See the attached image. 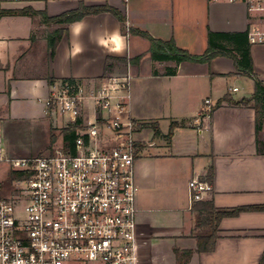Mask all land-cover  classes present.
<instances>
[{
	"label": "crops",
	"instance_id": "crops-1",
	"mask_svg": "<svg viewBox=\"0 0 264 264\" xmlns=\"http://www.w3.org/2000/svg\"><path fill=\"white\" fill-rule=\"evenodd\" d=\"M79 3L1 0L3 9L30 8L37 12L5 13L0 18V125L4 147L11 156L49 152L52 131L60 132L69 122L47 113L53 83L73 79L97 87L108 73L131 74L129 107L137 122L139 146L135 163L139 185L137 264H178L182 251L197 247L190 180H209L212 166L214 176L209 181L214 189L202 200L213 199L219 208L264 204V110L258 134L254 101L223 102L215 107L226 94L240 101L254 93V79L242 73L234 59L218 56L211 63L179 64L154 60L150 40L129 29L174 39L178 47L196 55L208 49L210 33L215 42L232 49L244 38L250 46L254 71L264 80V43L251 44L241 35L232 39L219 36L248 34L257 16L244 0H106L84 3H108L123 11L126 34L111 12L87 15L70 23L50 20L77 8ZM60 31L63 34L52 56L50 40ZM168 67H177V73L167 75ZM242 76L250 79L251 90L236 97L241 88L223 79L232 78L233 82ZM235 87L237 91H233ZM207 99L213 106L209 115ZM182 120L190 122L176 127L170 140L155 136L151 127V123L158 125L166 135L172 121ZM26 130L40 147L36 152L23 150ZM36 132H41L40 143ZM44 138L47 142L43 144ZM219 234L213 252H194L187 264H259L264 253V211L224 218Z\"/></svg>",
	"mask_w": 264,
	"mask_h": 264
},
{
	"label": "built area",
	"instance_id": "built-area-1",
	"mask_svg": "<svg viewBox=\"0 0 264 264\" xmlns=\"http://www.w3.org/2000/svg\"><path fill=\"white\" fill-rule=\"evenodd\" d=\"M244 1L257 16L249 42L264 43V0ZM131 87L129 73H108L97 87L52 84L48 115L69 119L67 126L81 124L73 150L59 144L46 153L11 156L0 125V165L24 174L0 196V264H137L139 146ZM206 104L209 115L211 99ZM189 189L196 202L214 187L195 177Z\"/></svg>",
	"mask_w": 264,
	"mask_h": 264
},
{
	"label": "trees",
	"instance_id": "trees-1",
	"mask_svg": "<svg viewBox=\"0 0 264 264\" xmlns=\"http://www.w3.org/2000/svg\"><path fill=\"white\" fill-rule=\"evenodd\" d=\"M1 3V0H0ZM104 12H111L118 20L122 23V32L127 33L126 27V14L119 10L118 8L105 3L97 5H88L81 1L77 8L67 11L61 15L50 18V20L58 21L61 23H70L82 19L87 15H96ZM5 13H17V14H29L37 13L35 10L26 8L20 10H7L1 8L0 5V18ZM44 18H47V15L43 13ZM132 33L139 34L150 40V52L154 60H171L175 61L177 64L183 61H192V62H207L211 61L218 56H227L235 60L240 71L246 75L251 76L254 81V93L250 98H243L242 100L233 99L230 94H226L224 97L218 100L215 107H220L223 102L229 103H245L248 104L251 101H254L253 107L256 111V127L257 133L259 134L262 129V112L264 110V80H261L257 77L254 68L253 60L250 52V46L245 43L244 38L238 43V45L232 49L223 44L217 43L214 41L213 33H210L209 38V47L203 54L196 55L188 52L185 49H182L177 46L174 39L164 40L152 36L149 32L141 29H129ZM63 32L60 31L58 35L50 40L51 55L54 56L56 52V46L58 45ZM241 35L242 37L248 38L247 33L235 34V33H220L219 36L227 39H232L233 36ZM249 40V39H248ZM123 59L124 58H119ZM177 73V67H168L166 74L175 75ZM72 80L73 79H69ZM190 122V121H189ZM187 120L182 121H172L170 125L169 132L166 135H163L160 127L154 123H151V127L154 130L155 136H163L166 139H171L174 135V129L178 126H187L189 124ZM192 124V123H190ZM81 128L79 121L69 124L66 127H63L58 134L52 131L51 133V143L48 151H51L61 137L63 140V145L66 147L74 149L75 141L78 136V130ZM259 142V139H258ZM24 176L21 171H10L9 178L6 182L13 183L15 180L20 179ZM214 176V168L211 166L209 169V180H212ZM4 182L0 183L2 187ZM193 210L196 213L195 227L193 236L196 238L197 247L196 249L184 250L181 253L186 255L185 261H178L179 264H187L190 256L197 253L204 252H213L216 249L217 242L220 238V224L221 221L226 217H236L243 212H253V211H264V204L256 205H242L233 208H219L215 205L213 199L200 200L196 201L193 204ZM176 253L179 255L180 251L176 250ZM188 256V257H187ZM259 264H264V253L260 259Z\"/></svg>",
	"mask_w": 264,
	"mask_h": 264
},
{
	"label": "rangeland",
	"instance_id": "rangeland-1",
	"mask_svg": "<svg viewBox=\"0 0 264 264\" xmlns=\"http://www.w3.org/2000/svg\"><path fill=\"white\" fill-rule=\"evenodd\" d=\"M225 82H228L233 85V86H238L239 88H241V92H238V93H235L234 95L236 97L238 96H242L243 94H246L248 95V92L251 90V82H250V79L248 77H244L242 76L241 78H236L235 80H233L232 82V78H224L223 79ZM244 92V93H243ZM243 93V94H242ZM28 131L26 130L24 132V135L25 137L23 138L24 140V146H23V150L24 151H30L31 152H36V148H40L38 147L39 145H37L33 140H31V138L29 137L28 135ZM37 133V132H36ZM56 134L59 133V131L55 132ZM37 138H38V142L40 143V139H41V132L37 133ZM148 135H150V133L148 132L147 133ZM29 137V138H28ZM49 137V135L47 136ZM61 139L62 138H59L58 142H57V145L61 143ZM50 141V138L48 139ZM48 141V144L50 143ZM47 142V139L44 138V142L43 144ZM42 146V145H41ZM37 153H32L30 155H36ZM26 155V154H25ZM10 169L8 168L7 165L3 164V165H0V182H4L2 187L0 186V196H4L6 194H8L10 191L13 190V183H9V182H6L9 178V173H10ZM188 257V256H187ZM181 258V259H180ZM185 260L186 259V255L183 253L178 257V260ZM180 261H178V264H179ZM194 264V263H193Z\"/></svg>",
	"mask_w": 264,
	"mask_h": 264
}]
</instances>
